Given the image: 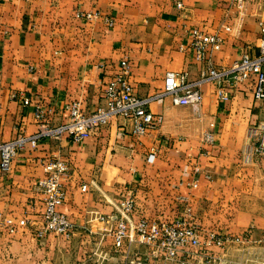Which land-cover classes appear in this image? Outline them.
I'll return each instance as SVG.
<instances>
[{
  "label": "crops",
  "instance_id": "0c3cea01",
  "mask_svg": "<svg viewBox=\"0 0 264 264\" xmlns=\"http://www.w3.org/2000/svg\"><path fill=\"white\" fill-rule=\"evenodd\" d=\"M96 10L101 19L76 16ZM107 18L115 24L109 26ZM262 27L264 0H247L240 10L232 0H0V144L35 135L38 107L48 112L51 125L68 120L66 105L73 101L95 111L113 66L124 58L132 65L135 92L155 96L163 93L169 72H188L192 82L206 73L192 50H180L192 29L225 37L212 62L227 70L245 54L260 55ZM200 88L199 108L176 105L170 95L155 99L150 109L157 126L141 139L116 118L83 143L66 135L27 146L9 173L0 172V220H29L14 234L2 226L0 264H89L92 257L102 263L105 254L107 264H115L113 223L102 217L116 212L127 189L135 190L139 209L150 219H174L189 206L205 231L242 236V244L213 248L227 264H261L264 158L248 162L245 149L259 140L251 134L264 126V101L256 100L253 82L207 81ZM55 157L71 166L60 208L77 226L70 241L36 235L44 212L37 184L46 175L45 161Z\"/></svg>",
  "mask_w": 264,
  "mask_h": 264
},
{
  "label": "built area",
  "instance_id": "2783aa9c",
  "mask_svg": "<svg viewBox=\"0 0 264 264\" xmlns=\"http://www.w3.org/2000/svg\"><path fill=\"white\" fill-rule=\"evenodd\" d=\"M11 2L13 0H5ZM247 0H232L237 9H242ZM183 8V3H178ZM76 16L82 20H98L102 18L99 11H79ZM109 26L115 24L114 19L107 18ZM230 31V27L225 29ZM260 43V55L245 54L231 69H218L212 62V54L222 50L226 39L220 33H208L200 28L190 32L187 46L182 45L181 51L192 50L196 59L206 64V73L195 82L190 81L188 72H169L166 77L164 91L155 96L143 97L135 92L131 78L132 65L128 58H124L113 67L115 74L105 85L103 90V104L95 111L85 112L79 101L66 105L69 113L68 120L60 125H51L48 112L42 107L35 111V118L39 123V131L31 136H19L11 141L0 144V172L7 174L11 171L15 158L27 146L37 148L43 140L60 141L68 135L75 143H83L90 133L100 132L108 127L116 118L126 120L129 135L141 139L156 128V115L151 111V103L162 96H172L179 106H193L199 108L204 101V94L200 88L203 82L221 81L237 85L239 83H255V98L264 101V27ZM110 66V65H109ZM220 96L227 98L223 90ZM17 95H14L16 97ZM24 105H29V98L21 95ZM253 140L259 137L257 143H252L245 149L246 161L264 158V126L259 134L252 132ZM205 140L213 142V135L207 133ZM156 152L153 151L148 160L153 162ZM46 175L38 181V188L44 195V212L42 226L37 230V237L44 239L50 235L62 236L70 241L76 233V224L60 208L67 198L66 181L71 175L68 161L53 158L45 161ZM87 190V185L83 186ZM1 216V215H0ZM102 220L113 223L111 235L113 238V254L115 264H227V261L214 253L213 248L222 251L233 245L242 244V236L224 234L220 231H205L193 219L192 209L185 206L183 213L172 220H153L141 214L137 204L134 189H127L119 198L116 212ZM29 225V220L18 223L12 219L0 220L2 226L14 234L20 227ZM264 264V250L262 255ZM107 255L102 256L105 261Z\"/></svg>",
  "mask_w": 264,
  "mask_h": 264
},
{
  "label": "rangeland",
  "instance_id": "374dc122",
  "mask_svg": "<svg viewBox=\"0 0 264 264\" xmlns=\"http://www.w3.org/2000/svg\"><path fill=\"white\" fill-rule=\"evenodd\" d=\"M184 201V200H183ZM140 211H142V210H140ZM141 214L144 216V213H142L141 212ZM146 217V216H145ZM146 218H148V217H146ZM148 219H150V218H148ZM166 220H172V219H169V218H165ZM164 219V220H165ZM202 223V222H201ZM91 254V253H90ZM91 255H93V254H91ZM96 257H92L91 259H90V263L89 264H107V261H105L106 263H104L103 262V260L101 261L102 263H100V262H97L96 261V259H95ZM75 264V263H74ZM88 264V263H87Z\"/></svg>",
  "mask_w": 264,
  "mask_h": 264
}]
</instances>
